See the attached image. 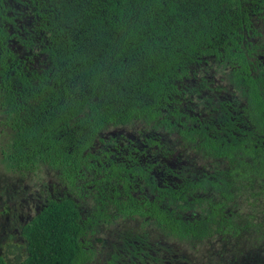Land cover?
I'll return each mask as SVG.
<instances>
[{"label": "trees", "instance_id": "16d2710c", "mask_svg": "<svg viewBox=\"0 0 264 264\" xmlns=\"http://www.w3.org/2000/svg\"><path fill=\"white\" fill-rule=\"evenodd\" d=\"M263 59L264 0H0L2 160L13 172L47 165L68 192L23 224L17 264L89 262L87 236L116 217L151 221L178 239L246 229L249 219L236 222L226 208L244 192L264 197ZM218 72L231 102L205 92ZM195 107L209 118L197 120ZM229 107L242 110L241 126ZM129 124L148 130L150 146L163 137L226 164L160 187L135 148L96 146L104 130ZM86 196L95 201L89 215L77 203ZM189 196L200 210L191 219L177 210ZM144 234L123 235L146 243ZM0 264L9 263L0 255Z\"/></svg>", "mask_w": 264, "mask_h": 264}, {"label": "rangeland", "instance_id": "374dc122", "mask_svg": "<svg viewBox=\"0 0 264 264\" xmlns=\"http://www.w3.org/2000/svg\"><path fill=\"white\" fill-rule=\"evenodd\" d=\"M138 132L148 130L140 124H129L109 127L100 135ZM5 142L0 129V255L9 264H17L26 256V240L20 232L22 224L46 199L68 192L56 171L47 165L41 164L33 171L9 170L1 155ZM185 151L191 156L195 154L192 150ZM206 163L208 161L199 156L195 158L197 169L208 170ZM77 203L81 213L89 215L94 210L95 201L91 196L77 199ZM227 210L237 215L236 222L249 219L248 227L235 235L218 233L200 240L174 238L139 217H116L108 223L98 221L96 232L87 236V245L95 251L91 264H106L120 244V235L127 231H144L153 243L171 245L177 254L171 264H264V197L255 199L244 192Z\"/></svg>", "mask_w": 264, "mask_h": 264}, {"label": "flooded vegetation", "instance_id": "af4514ba", "mask_svg": "<svg viewBox=\"0 0 264 264\" xmlns=\"http://www.w3.org/2000/svg\"><path fill=\"white\" fill-rule=\"evenodd\" d=\"M263 63H264V59H263ZM214 79H215V84H208V86L205 88V92L213 96V99L215 101H217V99L218 101H223V102L225 101L231 102L232 100H234V97H236V95L231 94V92L228 90L227 88L228 85L224 80L223 74L221 72H218ZM206 105H208V102H206ZM204 107L206 108L208 106H204ZM195 108H196L195 110L189 113L195 115L197 117L196 118L197 120H203L209 118L210 114L206 112L205 108L203 107L199 109L197 107ZM207 109H208L207 111H209L215 117L216 115H220V116L223 115L221 114L222 111L221 109H216V111L213 110L211 107ZM228 111L230 113V119L236 122L238 120L237 115L242 110L240 108L229 107ZM236 124L239 125L237 122ZM239 126H241V124ZM109 137H112L113 140H109L108 139ZM145 137H147L146 132H138L136 134L130 133L128 135L122 133L110 134L108 136H104L105 139L102 142L97 141L96 146L102 147L106 151L108 150L113 151L116 149V147H119L120 149L123 148L125 152H127L128 150L132 152L133 149L135 148L137 151L141 152V154L137 158L138 162L142 165L146 164L147 166H150L151 173L154 175L156 184L160 187H165V186L177 187L178 185H181L183 181H185L188 178H194L196 181L198 176L212 173L213 167H215V163L218 164L216 167L218 166L223 167L226 164V160L221 157L201 156L198 154H194L191 156L188 153H186L184 149L183 151L179 148L176 149V147L172 144L170 146L164 145L167 142L166 140L163 139V137L162 140H156L157 143H155L153 146H150L145 141ZM168 141L170 143L172 142V140H168ZM160 145L165 146L166 149H160ZM170 153H172V155H170ZM197 156H199V159L203 158L208 161V163H206V165H208V170L203 171L202 169H197L195 167V158H197ZM145 190L147 191L146 188ZM194 193H196V195L205 194L203 189L199 187H196ZM209 194H211V192ZM234 202L232 201L230 205H233ZM39 209L36 208V212ZM182 209L183 210L181 209H177V210L181 212L183 216L189 219H191L192 217H197L200 213L197 202L194 200L192 201L190 196L188 197L187 208H182ZM141 233H145V232L143 231ZM144 235L145 236L143 238L146 240L145 241L146 243L141 242L135 238L129 240L123 234H121L120 244L115 251L116 257H113L114 255L113 254L112 258L107 260L106 264H111V261H114V263L116 264H171L172 260H174L177 257V254L174 252L176 249L173 248L171 245L167 243H159V242L153 243L148 234L145 233ZM134 250L136 254L142 257L141 259H139L136 255L133 254ZM145 253L147 255H145ZM93 259H94V255L89 262H86L84 264H91Z\"/></svg>", "mask_w": 264, "mask_h": 264}]
</instances>
